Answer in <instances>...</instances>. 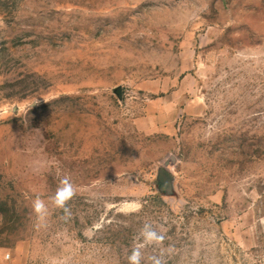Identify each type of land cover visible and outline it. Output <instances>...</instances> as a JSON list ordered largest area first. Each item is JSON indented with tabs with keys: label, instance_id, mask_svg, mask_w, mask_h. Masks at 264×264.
<instances>
[{
	"label": "rangeland",
	"instance_id": "rangeland-1",
	"mask_svg": "<svg viewBox=\"0 0 264 264\" xmlns=\"http://www.w3.org/2000/svg\"><path fill=\"white\" fill-rule=\"evenodd\" d=\"M136 251L264 264V0H0V264Z\"/></svg>",
	"mask_w": 264,
	"mask_h": 264
},
{
	"label": "clouds",
	"instance_id": "clouds-1",
	"mask_svg": "<svg viewBox=\"0 0 264 264\" xmlns=\"http://www.w3.org/2000/svg\"><path fill=\"white\" fill-rule=\"evenodd\" d=\"M74 194L72 185L64 182L63 187L58 189L55 202L57 207L63 208L65 205V202L69 199H71L72 195ZM45 205L42 201L39 199L34 204V209L37 213H40L44 210ZM148 235L155 237V233H149ZM130 260L132 264H140V254L138 251L134 252L132 256L130 257Z\"/></svg>",
	"mask_w": 264,
	"mask_h": 264
}]
</instances>
